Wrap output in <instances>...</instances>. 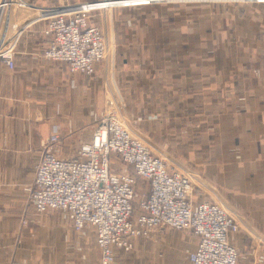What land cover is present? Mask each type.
I'll list each match as a JSON object with an SVG mask.
<instances>
[{"label": "crops", "instance_id": "obj_1", "mask_svg": "<svg viewBox=\"0 0 264 264\" xmlns=\"http://www.w3.org/2000/svg\"><path fill=\"white\" fill-rule=\"evenodd\" d=\"M22 1L26 7L10 12L11 32H20L13 67L0 62V264H67L82 250L67 216L35 214L24 189L54 131L60 158L91 141L109 107L108 76L127 129L152 153L211 155L193 167L207 171L214 194L256 213L250 217L260 224L245 234H264V0H177V8L171 0ZM84 6L110 51L93 76H70L64 64L42 57L45 9ZM120 165L113 159L114 171ZM147 191L137 186L138 195ZM40 232L49 255L34 253ZM86 232L96 247L94 230ZM228 240L237 264H264V238ZM196 244L190 231L158 228L134 240L131 252L138 264H188ZM113 252V264H124L125 253ZM83 264H91L90 254Z\"/></svg>", "mask_w": 264, "mask_h": 264}, {"label": "built area", "instance_id": "obj_2", "mask_svg": "<svg viewBox=\"0 0 264 264\" xmlns=\"http://www.w3.org/2000/svg\"><path fill=\"white\" fill-rule=\"evenodd\" d=\"M14 5L27 6L22 0H0V62L9 69L20 35L11 32ZM45 11L43 36L48 41L42 57L64 64L70 76L94 75L110 49L100 26L90 18V7ZM58 143L54 131L41 146L33 180L24 190L37 214L60 211L76 233L94 230L97 264H112L113 249L127 253L134 240L147 238L158 228L187 230L195 236L196 249L188 264L238 263L228 240L238 230L235 218L220 204L195 202L190 176L168 168L114 111L102 114L91 141L76 156L59 158L53 149ZM113 159L123 166L121 172L112 169ZM136 179L148 188L137 199Z\"/></svg>", "mask_w": 264, "mask_h": 264}, {"label": "rangeland", "instance_id": "obj_3", "mask_svg": "<svg viewBox=\"0 0 264 264\" xmlns=\"http://www.w3.org/2000/svg\"><path fill=\"white\" fill-rule=\"evenodd\" d=\"M160 1L164 2L166 0H160ZM171 1L174 2V3L177 2V4H179L177 6H174L173 8H177L180 5H182L177 0H171ZM218 1H222V2H219L221 4H225V2H226V1H223V0H218ZM188 2H192V1H188ZM69 8H75V7H69ZM45 10H47V9H45ZM103 10H101V11H103ZM176 10H179V9H176ZM89 15H90V18L92 20V13L90 12ZM47 17L48 16L45 15V19ZM97 25L100 26L99 24H97ZM107 80H108V84H109V90H107V93H106V95H108V101H109L108 102L109 107H108L107 111L108 112L109 111H114L122 119V104L123 103H120V101L117 102V100H116L118 98V96H117L118 93H117L116 87H114L113 78L111 76L110 77L108 76ZM201 141H202L201 139L195 140L194 144H196V143L199 144ZM196 153H197V151L190 152V153H188L186 155H181V154H169V155H164L163 154L162 155V154H157V153H154V154H155V156L156 155L158 157L160 156V158H162L165 161V163L167 164L168 168H172V169L175 168L180 173L184 172L185 174H191L189 176L191 178V182H192V186H193V193H194L193 200L195 202H199L200 200L201 201L205 200V201L215 202V203L220 204L221 206H223V208L228 212V214L229 215L231 214V216L233 218H235V220L238 223V230H237V232L232 233V234H241L242 233L247 238H249L250 240H253L255 242L260 240V238L261 239L264 238V234L250 235V234H245L244 233V232H248L249 230H251L250 229L251 226L256 229V225H255L256 223L260 224L258 219H256V218L254 219V218L250 217L251 213H252V215H254L256 213L253 212V211L251 212L250 210H244L245 206L246 207H249V206L245 205L243 202L240 203L238 201V202H235V203L234 202L231 203L229 201V196H225L224 194H221V193L220 194H218V193L214 194L215 184L207 176V174H206L207 171L206 170L197 169L196 166L193 167V163L195 162L196 164H198V162H200V159L202 161L204 160L205 162H210L209 160L212 158V156L211 155H205L204 156L203 154H196ZM61 157H63V156H61ZM69 157H74V155L73 154L64 155L63 158H69ZM116 162L120 165V163L118 161H116ZM137 185H138V187H140L142 189V191H146L145 182H143L141 180H137ZM139 196L140 195H138V193H137L136 199ZM260 204H261V207L264 208V202H261ZM133 206H134V204H133ZM239 208H242L243 210L239 209ZM48 212H57L56 214H58L60 211H48ZM35 214H37V213L35 212ZM45 214H47V213L38 214V215H45ZM59 214H63V213L60 212ZM169 230H171V229H169ZM73 233H74V235L76 237L79 238L81 243L78 244V245H80L82 250L78 251V252H75V254L72 255L73 259L69 260V262H67V264H83V261L85 262V261L88 260V255L89 254L91 256V264H94V263L97 264L98 260H99V251L95 247V244L93 242V238H91L92 237V233H87L86 232V233L82 234V233H76L74 230H73ZM82 240L84 241V243L82 242ZM50 245H51V243L46 240L45 234L40 232L39 238H37L35 240L34 249L35 248L36 249H35L34 253L39 251L40 253H44L46 255H49L51 253ZM58 246L61 247V244H59ZM132 252L129 251V253H125V254L122 255V257H124V258L126 257L124 259V264H138L139 263L138 261H136V258H133ZM55 253L57 255L58 253H61V251L58 250L55 247ZM95 254H96V257H97L96 259H95ZM113 254H114V252H113ZM81 256H83L85 258L82 260V259H80ZM114 257H115V255H114ZM113 263H114V261H113ZM40 264H42V263H40Z\"/></svg>", "mask_w": 264, "mask_h": 264}]
</instances>
